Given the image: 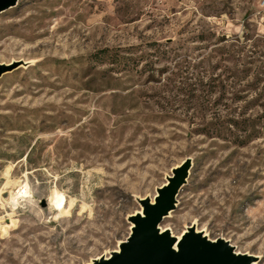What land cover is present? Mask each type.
I'll list each match as a JSON object with an SVG mask.
<instances>
[{"label":"rangeland","instance_id":"obj_1","mask_svg":"<svg viewBox=\"0 0 264 264\" xmlns=\"http://www.w3.org/2000/svg\"><path fill=\"white\" fill-rule=\"evenodd\" d=\"M0 65V264L110 255L186 163L160 229L264 264V0H17Z\"/></svg>","mask_w":264,"mask_h":264},{"label":"water","instance_id":"obj_2","mask_svg":"<svg viewBox=\"0 0 264 264\" xmlns=\"http://www.w3.org/2000/svg\"><path fill=\"white\" fill-rule=\"evenodd\" d=\"M17 0H0V13L15 6ZM10 66L0 65V77ZM189 164L174 168L167 183L156 195L138 199L141 212L130 217L131 232L108 257L101 256L89 264H253L255 257L237 253L224 239L210 240L189 226L178 238L161 230L162 220L175 209L176 196L186 183ZM41 207L46 201L40 202Z\"/></svg>","mask_w":264,"mask_h":264},{"label":"trees","instance_id":"obj_3","mask_svg":"<svg viewBox=\"0 0 264 264\" xmlns=\"http://www.w3.org/2000/svg\"><path fill=\"white\" fill-rule=\"evenodd\" d=\"M131 53H125L120 48H103L95 52L91 58L97 64H109L115 67L117 72H130L137 69L144 56L132 57Z\"/></svg>","mask_w":264,"mask_h":264},{"label":"bare ground","instance_id":"obj_4","mask_svg":"<svg viewBox=\"0 0 264 264\" xmlns=\"http://www.w3.org/2000/svg\"><path fill=\"white\" fill-rule=\"evenodd\" d=\"M14 193V192H13ZM16 193H21V190L19 189L18 190V192H16ZM13 195V194H12ZM13 198H15V197H13ZM12 198V199H13ZM59 196L56 194V193H54L53 195H52V197L50 198V200H49V205L51 206V207H59L60 206V203H59ZM56 209V208H55ZM59 212H61V211H59ZM170 214V213H169ZM163 230V229H162ZM181 235H178L177 237L179 238ZM116 250H118V249H116ZM109 256V254L108 255H105V257H108ZM253 264H256V263H254L253 262Z\"/></svg>","mask_w":264,"mask_h":264}]
</instances>
